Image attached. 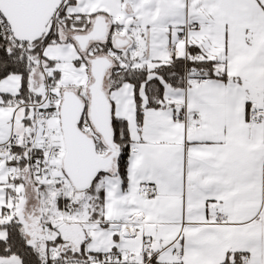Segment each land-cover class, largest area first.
Here are the masks:
<instances>
[{
    "label": "snow or ice",
    "instance_id": "1",
    "mask_svg": "<svg viewBox=\"0 0 264 264\" xmlns=\"http://www.w3.org/2000/svg\"><path fill=\"white\" fill-rule=\"evenodd\" d=\"M0 264H264V0H0Z\"/></svg>",
    "mask_w": 264,
    "mask_h": 264
}]
</instances>
